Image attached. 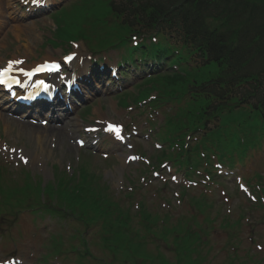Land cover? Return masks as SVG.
I'll return each mask as SVG.
<instances>
[{
	"label": "rangeland",
	"instance_id": "374dc122",
	"mask_svg": "<svg viewBox=\"0 0 264 264\" xmlns=\"http://www.w3.org/2000/svg\"><path fill=\"white\" fill-rule=\"evenodd\" d=\"M4 14L0 12V25L3 27H8L6 24V21L2 19ZM24 25V24H23ZM30 27L24 26H15V27H8L5 30V35L2 38V41L0 43V65L5 60L6 57H13L14 55H21L24 57H32V59L37 60L40 58V60L43 57L47 58V54L52 53L53 56H55L56 51L52 48V44H46L45 40L47 37L52 36V30L54 28L53 21L48 17V20H42L41 22H36L34 24L29 25ZM55 35V33H54ZM61 38V35L56 34V39L59 40ZM82 43L81 49L87 50V47ZM58 52L60 51L57 49ZM113 57L114 53H113ZM3 60V61H2ZM2 61V62H1ZM139 80L134 79V82H129L127 86L132 88L133 84L138 82ZM113 99H110L109 97H101L95 100L92 105V108L95 112L97 110H100V107H105V111L110 116L117 115L118 119H126L129 122L128 117H124L125 112H118L116 113L113 108L111 107V104H114ZM115 102V101H114ZM119 109V108H118ZM136 109L134 108L133 111ZM111 112H114L116 114H111ZM244 114H233L232 115V124L226 125V131L230 130L232 132L231 138H232V156L234 154H246L249 155L251 153H255L253 155L261 156L264 154V121L260 118H254L252 120H246L243 118ZM143 118H141V121ZM141 126L139 125L138 128ZM23 134H19V132L10 130L8 136L10 142L12 144H18L23 145L26 147V150L29 152H35V148L38 147V143L36 142L35 138L32 137L30 134V131H24ZM160 133L162 135H165L167 133V130L164 129V127L161 129ZM7 134V133H6ZM45 135V133H44ZM156 138H161V136L158 134ZM62 142L63 149L57 148L53 149L49 145V141L45 139L43 142V148L45 149V153L43 155V158L46 157L47 163H51L45 167V179H48L52 174V164L59 163L63 167L65 166L66 160L68 158H71L73 161V156L75 154L74 150H70L67 140L63 139L62 137L59 138L58 143ZM145 147L148 149V152L154 151L153 147L147 143H145ZM54 150V153H50L47 157L48 150ZM149 152V153H150ZM158 157V154L153 155V160L155 161ZM111 160V159H109ZM107 164L113 165L112 161H106ZM106 162L103 160L97 159V163L99 165L95 164L93 158H87L85 160V164L87 168L96 174H98L101 171V166L106 168ZM101 165V166H100ZM166 168L160 169L161 172L164 173V170ZM143 174V172H142ZM110 175V174H109ZM127 181H130V177L126 175ZM39 179V177H36L31 174V177L27 178V174L23 175L20 181L15 185L14 183H7L5 186L0 185V198L2 201L6 202L8 205V209L12 211H23L25 208L24 206H17V201L21 197V195L26 192L28 189L34 188V182H36ZM102 180V179H101ZM100 180V181H101ZM159 181H156L155 184H158ZM98 184L100 187L98 188V191H100L104 196H112V187H109L104 181L101 183H97L93 188L96 190L98 187ZM115 189V188H114ZM46 196L49 200L56 201L58 197H60L61 191H54L50 187L46 190ZM114 195H117V192L114 193ZM145 200L148 202L150 210H153V208L160 214H164L166 211H168L173 218H176L180 215V213L183 212L184 206L181 203L180 205L177 204L175 197L173 196V193L171 191V198L170 201H172L173 206H164L165 203L162 201L160 197L153 198V196H150L149 194L144 193ZM162 197H167L165 195V192L162 191ZM35 202V198H30ZM38 201V198L36 199ZM213 201V200H212ZM1 204V203H0ZM16 204V205H15ZM2 208V206H1ZM46 208V207H45ZM67 212L69 213L70 209H67V207H64ZM3 209V208H2ZM4 210V209H3ZM193 209H189V212H191ZM6 211V210H4ZM187 210L184 209V212ZM224 211V209H223ZM183 212V213H184ZM45 214L42 218H37L40 222H45L47 219L52 220L55 225L53 229H49L46 231L44 235L45 240V249H50L52 253H59V254H65L69 251H75L77 254L74 259L73 263L71 264H108L107 260L109 258H116L114 264H204L205 260L202 259L199 256V251L203 256L206 258H211L212 252L208 251V247L206 249L197 247V243L200 241L202 234L201 233H192L191 240H189V237H186L185 235L178 233V231L181 229V231L185 232V229L187 227V224L184 222L188 221H181L180 226L176 227L178 224H176L174 227H168L169 221L166 225H163L159 228L160 224L156 226V218H145V221L148 223H144L143 226L140 229L138 226V220L133 219L132 223L134 226H131L130 232L126 233V238L123 237L119 239L120 242L123 243L122 245V252L121 249L115 250L113 254H107L106 257L98 258V256H94L93 258L83 256L81 252L85 250L87 247L86 240L79 239L77 241V244H74V238L79 237L77 233L72 232L75 231L76 228H73V225L71 224L70 216L66 215L63 210H57V213L54 214V211H52L50 208H46L43 212ZM184 215V214H183ZM214 216V214H212ZM79 218H90L88 216H79ZM36 219V226L38 225V221ZM189 219V218H188ZM172 220V219H171ZM83 221V219H82ZM161 221V220H160ZM177 221L175 219L172 220V224H175ZM150 224V227H149ZM208 226L211 225V222L207 223ZM183 228V229H182ZM36 234V233H35ZM174 234H178V236H175ZM204 234L207 235V231H204ZM173 235V237H172ZM245 236V234H244ZM40 239V238H38ZM95 240H98V238H95ZM213 240V239H212ZM211 240V241H212ZM11 241L14 243V237L11 238ZM36 242H32V248L33 250H36ZM100 242V241H98ZM156 242H160L162 245H166L169 247H174L177 252H173L172 249L165 250L166 255L161 250V248L158 246ZM203 243H206L205 241H202ZM221 244L225 242L220 241ZM215 243H211L210 247H214ZM103 245L99 243L97 246H93V252L96 254H101L102 252L106 251L103 250ZM39 251V250H38ZM45 250H42V253ZM112 252V250H111ZM70 256L72 253L69 254ZM68 255V256H69ZM234 254H232L233 257ZM64 257V258H63ZM63 257L57 256L56 259H60V261L65 263H68L70 259L63 255ZM226 257L220 256L214 261V264H221L225 262ZM127 261V263H125Z\"/></svg>",
	"mask_w": 264,
	"mask_h": 264
},
{
	"label": "trees",
	"instance_id": "16d2710c",
	"mask_svg": "<svg viewBox=\"0 0 264 264\" xmlns=\"http://www.w3.org/2000/svg\"><path fill=\"white\" fill-rule=\"evenodd\" d=\"M125 11L121 24L128 30L122 38L138 30L169 29L180 30L190 43L195 32L194 51L202 50L200 71L204 76L217 74L206 79L167 77L163 81L166 88L181 93L191 88L192 104L201 114L215 100L235 103L239 96L233 92L242 88L245 96L241 103L251 102L264 117V98L257 93L263 83L264 60L256 58L264 55V0H143L137 8L116 13L120 16ZM207 17L218 22L219 28L212 30ZM247 85L253 88L249 90ZM195 119L193 114L191 121Z\"/></svg>",
	"mask_w": 264,
	"mask_h": 264
},
{
	"label": "snow or ice",
	"instance_id": "6c2138e0",
	"mask_svg": "<svg viewBox=\"0 0 264 264\" xmlns=\"http://www.w3.org/2000/svg\"><path fill=\"white\" fill-rule=\"evenodd\" d=\"M31 2L34 5L40 6L43 2V0H31ZM74 58V54H70L66 57H64V60L66 62H71ZM22 61L14 60L9 61L7 66L3 69H0V86H3L6 89L11 90L13 88V85H20L25 86V82H22L19 78V75H16L15 73H20L23 76L27 78L28 81H31L32 78L40 72H59L60 71V64L56 62L52 63H44L41 64L31 70H26L24 68H14L15 65L21 64ZM36 88H42L45 91L48 90L50 85H48L44 80H36L35 85ZM15 95V93H13ZM108 131L114 132L117 136L120 134V128L116 125H109Z\"/></svg>",
	"mask_w": 264,
	"mask_h": 264
},
{
	"label": "bare ground",
	"instance_id": "6f19581e",
	"mask_svg": "<svg viewBox=\"0 0 264 264\" xmlns=\"http://www.w3.org/2000/svg\"><path fill=\"white\" fill-rule=\"evenodd\" d=\"M20 125H22V123H19ZM23 127H26V128H29V130H31V133H34L37 129L35 128V127H33V126H27V125H25V126H23ZM41 138V136H37L36 137V140L37 139H40ZM37 142L40 144V145H38V147H37V149H41V150H43V140H41V141H39V140H37ZM58 147L60 148L61 146L60 145H58ZM51 151V150H50ZM34 160H37V158L36 159H34Z\"/></svg>",
	"mask_w": 264,
	"mask_h": 264
}]
</instances>
